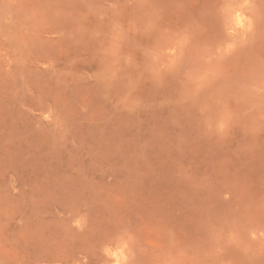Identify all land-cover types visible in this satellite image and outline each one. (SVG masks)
<instances>
[{
	"label": "rangeland",
	"instance_id": "374dc122",
	"mask_svg": "<svg viewBox=\"0 0 264 264\" xmlns=\"http://www.w3.org/2000/svg\"><path fill=\"white\" fill-rule=\"evenodd\" d=\"M0 264H264V0H0Z\"/></svg>",
	"mask_w": 264,
	"mask_h": 264
}]
</instances>
